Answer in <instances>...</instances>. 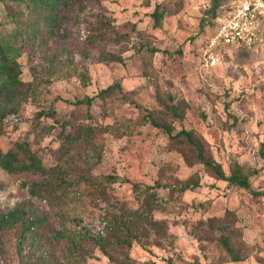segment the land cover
Returning a JSON list of instances; mask_svg holds the SVG:
<instances>
[{
    "label": "rangeland",
    "instance_id": "374dc122",
    "mask_svg": "<svg viewBox=\"0 0 264 264\" xmlns=\"http://www.w3.org/2000/svg\"><path fill=\"white\" fill-rule=\"evenodd\" d=\"M212 2L85 0L63 10L54 30L40 24L35 32L34 18L20 12L25 0H0V34L19 30L21 76L33 88L0 146L27 138L58 173L0 166V216L22 204L42 217L32 228L0 231V264H113L93 237L120 215L136 220L143 211L158 225L146 223L129 247H111L118 260L264 264V194L215 176L194 144L160 125L190 129L227 173L237 160L252 187L264 189V33L249 50L220 47L217 63L207 65ZM116 80L123 92L96 96ZM86 95H95L91 106L76 103ZM41 108L54 113L34 120ZM67 119L72 131L79 123L101 128L92 141L64 146L58 132ZM62 178L68 183H57ZM195 179L199 185L178 188ZM32 181H49L51 192L32 194ZM151 191L149 210L143 199Z\"/></svg>",
    "mask_w": 264,
    "mask_h": 264
},
{
    "label": "trees",
    "instance_id": "16d2710c",
    "mask_svg": "<svg viewBox=\"0 0 264 264\" xmlns=\"http://www.w3.org/2000/svg\"><path fill=\"white\" fill-rule=\"evenodd\" d=\"M85 0H25L23 7H21V13H27L34 18L32 27L36 32L40 28V24H45L46 30H54L56 26L61 23L64 17L63 10L67 9L71 4H80ZM92 1V0H86ZM230 0L222 3V0H213L210 7V13L214 21L218 15L219 9L222 5L229 3ZM159 6H156L154 10V16L156 19L160 18ZM104 28L108 26L107 18L104 17ZM17 34H20L16 29L12 36L0 34V135L7 125H10L16 121H19L23 117L22 110L25 104L29 100L30 93L33 92L32 82L26 81L22 78V66L18 57L21 55L20 45H16L13 39H16ZM249 46L243 45L237 47L240 50H249ZM107 58L117 59L118 56L114 54L107 55ZM123 92V85L120 80H116L111 84L101 88L96 96L107 97L114 92ZM95 95H86L83 98H79L76 103H86L88 106L93 104ZM140 108H144V105L138 104ZM53 108L45 109L41 108L36 112V118L34 120H41L43 115L52 114ZM166 128L172 138H182L192 143L197 148L196 157L197 160L202 162L212 174L219 178L229 180L232 183H237L244 188L248 189L255 194H264V189H255L251 185L250 174L245 172L241 164L234 160L231 168V172L227 173L220 161L215 159L211 154H207L204 147L199 144L193 137V133L190 129L182 128L173 133L170 125L166 123L160 124ZM45 129L53 130L57 125L49 124L44 125ZM73 128L74 123L71 119L61 122V129L58 132L61 144L69 146L76 141H92L96 132V127L93 124L79 123L75 129L69 130L67 127ZM263 152V151H262ZM264 156V152L262 153ZM0 166L11 172H23L30 171L33 173L46 174H58L54 167H48L42 156L33 149L29 139L16 140L14 144L8 149H3L0 146ZM255 172V170H254ZM114 178H118L114 176ZM57 183H68L66 179H60ZM200 184L199 179L193 181L187 180L183 182L178 188L184 191L185 189L192 188ZM51 183L48 181H32L30 183V191L32 194H41L51 192ZM139 192V188H137ZM154 196L155 191H151L146 194L143 199L144 205L152 210L155 203L150 199ZM136 213V212H135ZM133 215H120L115 218L111 230L105 235L98 233L97 237H93L94 243L99 245L101 250L109 256L113 261V264H131L124 260H118L115 254L110 250L113 247L114 251H117L119 247H129L132 244L134 238L139 237V234L143 229L150 224L152 226L158 225V220L148 216L146 212L137 213L136 220L132 219ZM42 217L35 215L29 206L22 204L16 205L12 209L8 210L0 216V231L5 228H11L18 223H24L26 227L32 228L36 222L41 220ZM148 225H145V224ZM221 241L225 246L228 245V240L225 237H221Z\"/></svg>",
    "mask_w": 264,
    "mask_h": 264
},
{
    "label": "built area",
    "instance_id": "2783aa9c",
    "mask_svg": "<svg viewBox=\"0 0 264 264\" xmlns=\"http://www.w3.org/2000/svg\"><path fill=\"white\" fill-rule=\"evenodd\" d=\"M264 33V0H230L219 9L216 29L210 35L204 50L207 65L219 59L220 47H252ZM220 49V50H219ZM105 235V228L100 229Z\"/></svg>",
    "mask_w": 264,
    "mask_h": 264
}]
</instances>
